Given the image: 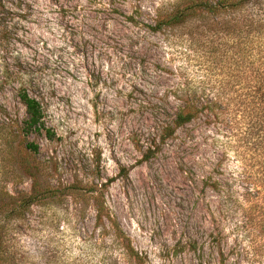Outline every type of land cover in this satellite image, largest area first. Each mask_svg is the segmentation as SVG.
Segmentation results:
<instances>
[{"label":"rangeland","instance_id":"obj_1","mask_svg":"<svg viewBox=\"0 0 264 264\" xmlns=\"http://www.w3.org/2000/svg\"><path fill=\"white\" fill-rule=\"evenodd\" d=\"M174 1L0 0V211L3 194L31 191L24 162L41 171L40 184H106L110 213L147 264H264L254 181L215 129L194 121L148 162L135 150L158 108L174 109V85L198 75L146 27ZM27 79L38 86L32 94L49 135L22 128L17 91ZM208 177L229 195L205 188ZM107 231L95 228L91 206L71 198L0 219L5 264H131Z\"/></svg>","mask_w":264,"mask_h":264},{"label":"trees","instance_id":"obj_2","mask_svg":"<svg viewBox=\"0 0 264 264\" xmlns=\"http://www.w3.org/2000/svg\"><path fill=\"white\" fill-rule=\"evenodd\" d=\"M3 12L5 8L0 2V13ZM136 16H125V19L136 26L141 24ZM146 27L177 46L184 62L198 67V75L185 74L174 85L168 96L174 102V109L170 108L169 113L159 107V117H155V126L148 138L135 142L141 161L152 160L180 128L202 121L216 130L228 151L235 152L244 174L254 181L252 189L257 199L253 209L263 210L264 0H175L157 9ZM37 87L34 80L27 79L17 91L26 112L22 128L29 132L45 129L49 135L43 122L42 105L32 94ZM25 148L37 151L34 144L28 143ZM21 167L32 181L31 191L21 196L3 194L7 204L0 211V219L3 216L22 218L33 205L45 206L58 199L71 198L92 207L95 228L104 233L111 231L114 242L131 264H147L145 256L133 248L110 213L103 193L106 184L92 182L83 187L77 181L65 186L40 184L38 175L42 173L38 168L24 162ZM213 179L206 178L204 187L228 196L229 192ZM258 195L261 196L258 198ZM2 244L0 233V264H5L7 256Z\"/></svg>","mask_w":264,"mask_h":264}]
</instances>
